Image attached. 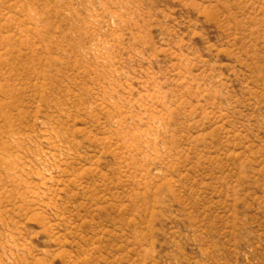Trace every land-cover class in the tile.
Here are the masks:
<instances>
[{
  "label": "rangeland",
  "instance_id": "rangeland-1",
  "mask_svg": "<svg viewBox=\"0 0 264 264\" xmlns=\"http://www.w3.org/2000/svg\"><path fill=\"white\" fill-rule=\"evenodd\" d=\"M0 264H264V0H0Z\"/></svg>",
  "mask_w": 264,
  "mask_h": 264
}]
</instances>
